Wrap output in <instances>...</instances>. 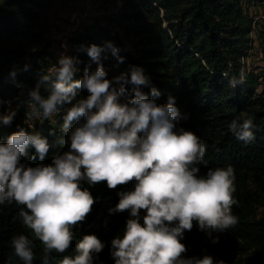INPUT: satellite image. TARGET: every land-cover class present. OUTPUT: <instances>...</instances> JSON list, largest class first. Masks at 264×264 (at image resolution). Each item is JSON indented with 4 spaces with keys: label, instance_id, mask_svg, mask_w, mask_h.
I'll return each instance as SVG.
<instances>
[{
    "label": "trees",
    "instance_id": "16d2710c",
    "mask_svg": "<svg viewBox=\"0 0 264 264\" xmlns=\"http://www.w3.org/2000/svg\"><path fill=\"white\" fill-rule=\"evenodd\" d=\"M122 1L119 18L132 49L95 23L70 37L72 49L67 55L79 58L83 69L91 57L78 51L79 45L113 42L124 60L120 62L110 50L102 54L108 78L125 72L130 78V67L142 66L150 81L143 91L157 87L162 103L169 96L175 97L181 112L177 127L195 132L207 144V163L198 165V175H206L210 168L233 166L235 203L231 208L237 222L209 235L194 220L193 228L185 230L181 240L186 247L181 256L210 255L225 264H264V72L256 75L247 64L254 49V22L248 4L245 6L243 0ZM53 4V0H0V113L16 111L11 124L0 122V142L24 127L39 132L50 144L43 160L34 147L29 148L21 158L25 167L52 164L55 156L70 150L69 133L62 127L65 111L35 125L29 122L32 127L26 123L30 91L39 85L41 95L49 94L48 82L42 77L59 60L53 51L54 41L47 42L38 29L44 11ZM96 68L92 62L91 69ZM241 70L244 83L234 88L229 80L238 77ZM81 76L82 72L75 78ZM87 95L86 89L78 90L77 99ZM237 117L253 119L254 141H241L230 131L228 126ZM136 183L133 179L110 188L106 180L93 184L81 181V188L88 189L95 202L86 218L72 226L74 239L62 253L47 249L34 230L22 224L18 213L24 205L15 201L0 205V264H24L11 247V238L21 233L34 240L33 264H60L65 256L74 257L79 242L88 234H95L105 244L94 264H114L111 241L123 235L127 220L133 217L130 209L114 214L109 209L118 203L119 193L133 191ZM146 214L145 209L140 210L141 224ZM214 237L219 241L213 243Z\"/></svg>",
    "mask_w": 264,
    "mask_h": 264
},
{
    "label": "clouds",
    "instance_id": "9594fccd",
    "mask_svg": "<svg viewBox=\"0 0 264 264\" xmlns=\"http://www.w3.org/2000/svg\"><path fill=\"white\" fill-rule=\"evenodd\" d=\"M108 50L123 62L120 48L111 41L103 46L81 44L78 51L91 57L88 65L81 69L79 58L62 54L42 77L49 94L41 95L39 85L30 91L26 123L32 127L30 121L65 111L62 127L69 133L70 150L55 156L52 164L25 167L21 158L29 148L34 147L43 160L50 144L39 132L18 126L6 142H0V205L13 201L24 205L18 213L22 224L34 230L47 249L62 253L74 239L72 226L86 218L95 202L91 192L81 188V181L106 180L115 188L135 179L134 190L119 193L118 203L109 209L113 214L130 209L133 217L123 235L111 241L114 264H225L210 255L182 257L186 247L181 240L194 220L209 235L237 222L231 208L233 166L198 175V165L207 163L208 146L195 132L177 127L181 112L175 97L162 103L157 87L144 92L150 81L139 65L130 67V78L125 72L109 79L102 59ZM92 62L97 64L95 70ZM244 80L241 70L229 84L235 88ZM82 89L89 95L77 99ZM15 116L16 111L8 109L0 113V122L9 125ZM228 127L241 141L256 139L250 117L234 118ZM141 209L147 213L143 224ZM218 241L219 237L213 238V243ZM11 247L24 264H33L34 240L28 235H14ZM104 247L95 234L85 235L78 254L65 256L60 264H94Z\"/></svg>",
    "mask_w": 264,
    "mask_h": 264
},
{
    "label": "rangeland",
    "instance_id": "374dc122",
    "mask_svg": "<svg viewBox=\"0 0 264 264\" xmlns=\"http://www.w3.org/2000/svg\"><path fill=\"white\" fill-rule=\"evenodd\" d=\"M248 4L254 26L251 38L254 39V49L248 68L256 75L264 72V0H243ZM53 7L44 11L38 25L47 42L54 41L53 51L55 57L68 54L72 47L69 39L74 33L85 31L92 24L100 21V18L108 21L123 7L122 0H53ZM246 6V4H245ZM91 13L100 16L90 17ZM92 18H97L94 22ZM99 19V20H98ZM99 25V24H98ZM132 45V43H131ZM66 46V47H65ZM259 91L261 86H259ZM42 120L30 121L33 125ZM260 217L263 210L260 212Z\"/></svg>",
    "mask_w": 264,
    "mask_h": 264
},
{
    "label": "built area",
    "instance_id": "2783aa9c",
    "mask_svg": "<svg viewBox=\"0 0 264 264\" xmlns=\"http://www.w3.org/2000/svg\"><path fill=\"white\" fill-rule=\"evenodd\" d=\"M120 13H121V11L116 13V15H114L112 17V19H109L108 21L103 20L104 18L103 19L100 18V21H97V22H98L99 26L107 29L112 34V36L118 35L119 38L122 40L124 47L130 50V49H132L131 41H129L127 39V37L125 36V32L123 30L121 20L119 18ZM94 15L97 18H98V16H100L99 14L97 15L96 13H91L90 17H92ZM97 18H95V19L92 18L93 19L92 22H94ZM252 55H253V53H252ZM252 55H251V57H252ZM251 57H249L248 62H250Z\"/></svg>",
    "mask_w": 264,
    "mask_h": 264
}]
</instances>
